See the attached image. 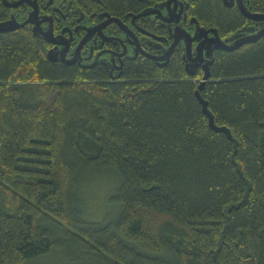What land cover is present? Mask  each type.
<instances>
[{
  "label": "trees",
  "instance_id": "1",
  "mask_svg": "<svg viewBox=\"0 0 264 264\" xmlns=\"http://www.w3.org/2000/svg\"><path fill=\"white\" fill-rule=\"evenodd\" d=\"M191 2L221 36L249 21ZM47 47L0 33V264H264V36L217 50L201 90L231 136L182 63L113 79ZM104 174L117 184L94 219L83 188Z\"/></svg>",
  "mask_w": 264,
  "mask_h": 264
},
{
  "label": "flooded vegetation",
  "instance_id": "2",
  "mask_svg": "<svg viewBox=\"0 0 264 264\" xmlns=\"http://www.w3.org/2000/svg\"><path fill=\"white\" fill-rule=\"evenodd\" d=\"M233 6L241 11L237 2ZM8 20L18 24L16 30L26 29L45 41L48 51H54L55 62L102 70L114 79L141 64L163 70L182 63L188 73L186 37L170 57L163 58L175 42L176 27L192 37L199 26L215 27L205 25L192 12L191 0H0V22ZM249 21L243 26L257 25ZM35 26L52 31V40L36 35ZM199 41L192 40V53H196ZM200 74H204L202 65L195 73Z\"/></svg>",
  "mask_w": 264,
  "mask_h": 264
},
{
  "label": "water",
  "instance_id": "3",
  "mask_svg": "<svg viewBox=\"0 0 264 264\" xmlns=\"http://www.w3.org/2000/svg\"><path fill=\"white\" fill-rule=\"evenodd\" d=\"M245 0H224V3L227 6H233L237 2L240 6L241 11L244 13V15L256 22V26L252 27H244L241 30L237 31L236 33L223 38L221 37L218 28L211 27V28H205V27H197V31L195 33V38H197L199 41V44L197 46L196 53H192V40L194 37H192L189 33L182 34V29L179 27H176L175 29V42L170 47L169 51L167 52V56L163 58H168L171 56L174 47L177 45V43L182 39V37L187 38V48H186V56L189 59V62L187 63V71L190 75H195L197 69L199 66H203L204 74L202 76V79L200 80V84L196 89V95L202 104L203 111L206 113V115L209 118V123L211 127L217 131H225L231 136V130L226 126H219L215 122V116L211 109L209 108V102L206 100L202 94L201 90L204 88L205 84L208 80L211 79V71L210 66L214 61V50H235L247 43L258 41L262 36H264V13L260 11H254L251 9L250 1L247 0V4L244 2ZM197 19H193L192 21L195 22ZM174 21V19H172ZM258 25H261L259 28ZM18 28V24H15L13 20L3 21L0 22V33L1 32H8L13 31ZM34 33L38 36L43 35L47 40H52L51 33L52 31H42L41 28L38 26H35ZM48 57L52 61H56V57L54 55L53 49H50L47 53Z\"/></svg>",
  "mask_w": 264,
  "mask_h": 264
},
{
  "label": "rangeland",
  "instance_id": "4",
  "mask_svg": "<svg viewBox=\"0 0 264 264\" xmlns=\"http://www.w3.org/2000/svg\"><path fill=\"white\" fill-rule=\"evenodd\" d=\"M199 77H202L200 74ZM114 79V78H113ZM117 79V78H115ZM202 79V78H201ZM117 179L114 175H94L83 188L86 214L94 219L102 218L111 208L109 199L115 190Z\"/></svg>",
  "mask_w": 264,
  "mask_h": 264
}]
</instances>
